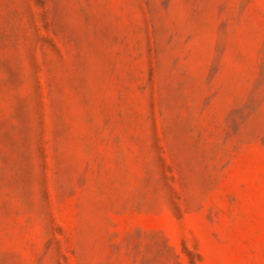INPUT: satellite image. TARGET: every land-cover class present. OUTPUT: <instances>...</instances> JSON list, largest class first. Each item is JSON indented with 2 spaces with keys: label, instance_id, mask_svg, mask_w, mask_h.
I'll return each instance as SVG.
<instances>
[{
  "label": "rangeland",
  "instance_id": "374dc122",
  "mask_svg": "<svg viewBox=\"0 0 264 264\" xmlns=\"http://www.w3.org/2000/svg\"><path fill=\"white\" fill-rule=\"evenodd\" d=\"M0 264H264V0H0Z\"/></svg>",
  "mask_w": 264,
  "mask_h": 264
}]
</instances>
